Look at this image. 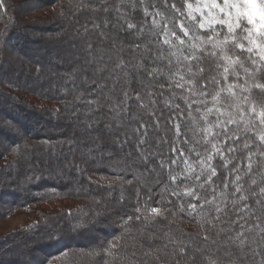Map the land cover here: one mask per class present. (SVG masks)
Listing matches in <instances>:
<instances>
[{
  "label": "trees",
  "instance_id": "1",
  "mask_svg": "<svg viewBox=\"0 0 264 264\" xmlns=\"http://www.w3.org/2000/svg\"><path fill=\"white\" fill-rule=\"evenodd\" d=\"M69 1L72 10L76 11L81 19L79 21H83L85 26L89 22L95 24L90 30L81 34L78 41L80 39L89 41L90 45L85 49L87 51L94 49V46H104L105 50L94 52L95 55L93 53L85 55L86 68H81L68 75L69 79L65 82V86L56 83L49 86L48 80H44L39 86H36L37 84L31 81L33 78L37 80V77L22 73L20 76L12 77L9 81L6 78L3 79L2 72H0V159L2 160V164H0V220L9 218L20 211L32 212L33 209L38 211L34 221L0 236V264H182L181 262L160 263L155 258L159 257V260L170 258L174 252V256L179 257L180 250H185V245L190 244L192 247L194 242L205 241L203 235L197 232L200 227L204 231V235L209 236L206 231L213 226L209 224V221L214 223V221L220 220L232 225L230 232L233 233V237L237 233L243 232L246 239L250 233V237L260 240L264 244V222H260V219L264 218V202L256 203L257 200L264 199V196L259 193V188L264 187V157L259 155L260 152H264V147L260 146V142L256 140L261 126L258 122L252 123L253 118L246 115L245 120L250 121L248 127L252 131L241 134V129H245V123L244 120H240L239 110L233 107L238 102L236 99L222 92L220 102L216 106L221 107V110L225 112V115L219 117L221 121H226L228 114L238 121V124L228 125V128L230 132L241 136V141L233 145L241 150L234 154L225 153L227 162L220 157L213 159L212 165L216 168L217 175L212 177V187L209 188L207 184H204V176H201L200 181H195L194 176L186 177L184 174L188 170L187 164L179 159V150H182L188 164H191L197 173L200 172L199 166L195 163L198 159L196 153L203 154L205 148L210 147L205 144V133L202 129L206 128L208 124L215 125L217 120L215 112L207 117V122L202 118L205 108L213 107V102L211 95L205 98L198 94L201 91L199 76L194 78L193 93H196L195 95L176 88L174 83L177 79L173 76L177 67V57L182 58V55H189L187 47L189 43L200 44V41L194 38L193 33L195 36L207 38V30H197L186 14V4L195 0H166V2L165 0H142V3L140 0H135L134 6L131 4L130 9L123 11L119 10L120 6L102 9L99 4L96 7L97 3H100L99 0ZM84 1L92 10H88L89 13L84 12L88 9H83ZM0 3L2 6L0 7V18L5 24L4 31H6L0 37L1 60L3 45L16 46V51L19 52L26 47L32 48L31 44H33L34 38L28 40L26 36L22 37L21 32H17L16 29H19L17 20L9 17L5 10H2L4 9L2 0ZM44 3L47 7L53 6L54 0H45ZM172 5H175V8ZM145 9L149 13L147 16L144 14ZM102 13L107 16L105 19L113 18L119 21L120 27L126 28L127 23L135 25L134 29H126L122 35L124 42L122 45L125 44L128 47L125 48V52L120 49L121 45L113 43L111 46V32L109 31L111 28L105 26L101 29L102 25L97 22ZM180 22H183L184 26L189 29V37L185 38V46L176 48L158 44V40L163 39L159 33L165 24L169 29L176 31L178 36H182L179 28L173 27L174 24ZM51 29L52 27L49 28V31ZM172 43L177 44L174 37ZM136 45L143 46L144 50L137 49ZM204 47L211 48L210 45H201V48ZM149 48L152 50L151 52L147 51ZM192 52L203 57L200 67L205 69L204 76L208 79L215 78L220 81V87H224L226 82L222 79V68L216 67L217 63L222 62L218 61L216 57L205 56L199 48L193 49ZM172 53H176V55H172ZM154 54L160 57L155 63L152 62L157 57ZM237 54L239 53L237 52ZM217 55L219 56V53ZM78 58L80 59L81 56ZM241 59L244 58L241 57ZM169 60L172 61L171 65H169ZM40 62L45 63L41 60L37 63L40 64ZM141 64L144 66L143 68L137 67ZM125 65L127 67H124ZM52 66L49 63L45 64L49 70L52 69ZM244 66L250 67L247 61ZM53 68L57 67L54 65ZM152 68L161 70L162 74L148 76L145 70L151 71ZM193 71H196L195 63H193ZM237 71L241 74L238 83L246 88H251V85L257 81L264 83V73L257 74L255 80L247 78V82H245L243 71L239 68ZM39 73L40 71H38ZM164 74L172 76V81H168ZM181 74H184L183 71ZM184 75L185 80L190 79L188 75ZM92 77L95 80L102 79L101 85L105 86L103 96L97 95L96 92L89 94V85L84 81L89 82V78ZM114 77L121 80V86L125 80L130 81V87L126 90L134 100L133 110L135 109L131 119L123 117L121 113L116 114L109 110L112 105L119 104L120 88L119 90L114 89L117 95H113V87L110 88L109 85ZM131 80L143 81V84L133 83ZM233 82L234 78L229 75L227 83ZM45 83L47 86L42 87ZM67 83H70L71 87H67ZM151 83L154 87L159 85L160 90L165 93L170 91L180 95L177 101L183 102L191 113L184 116L183 120L176 118V123L180 124L182 136L175 133L172 121L169 122L167 116L164 114L161 116L163 119L161 130L169 139L158 145H161V151L152 158H155L159 163L160 176L142 175L135 169L133 172L137 178L127 180L130 173L122 158L117 156L114 160L106 161L101 164V167H98L99 165L96 166V161L93 159L95 157L91 156L92 153L83 150L82 146L90 142L92 137L86 127L91 120L96 121V127H99L102 122L113 121L115 128L108 129L102 135L98 140L100 141L99 145L102 144V147L107 148L116 146L114 133L128 135L131 143H134L139 138V133H136L134 129L139 128L141 122L145 125L141 120L143 117L148 119V115L141 112V107L136 102L135 89L139 87L142 92H145L143 87ZM187 87L188 85H185V88ZM216 90L215 85L207 89L212 94H215ZM235 91L237 97L249 96L252 101L257 103L262 99L261 93L256 89L244 93L239 88ZM30 94L35 95L42 102L37 104L36 100L28 101L27 98ZM189 94L192 96H188L186 101L181 99ZM69 96H74L75 100L69 104L70 107L65 110L64 114L82 105H89L86 103L89 100L95 101L93 105L97 106V109L95 108L94 112H99L95 114L93 110L83 109L80 112L81 120L79 122L82 129L77 132L73 131L72 134L68 133L72 139L77 137L71 139L70 145L82 148L79 152L77 151L75 157L71 155V151H64L62 146L58 150L57 142H53L54 139L62 135L58 129L60 119L54 117L55 113L60 112V107L55 103L62 102V100L65 102ZM35 97L32 96L31 99H36ZM200 99H207V104L194 102L201 101ZM109 100H111V104H109ZM98 104H100L99 107ZM188 104H191L192 107L188 108ZM241 106L247 113V107ZM197 108L199 111L196 110ZM214 130L221 131L222 129L214 127ZM249 140H253L252 147L243 150L242 142ZM155 141L156 135L151 130V136L146 142L150 151L154 148ZM34 144L40 145L36 146L37 151L39 148H44L48 159L54 157L57 165L50 164L51 160L44 158L41 153L34 156ZM173 148L178 151L173 152ZM249 151L255 153L252 157V171L241 176L239 170L246 169L245 157ZM33 157L39 159L36 165L27 166L24 164L26 159L32 160ZM173 159L177 160L174 165L171 163ZM160 162H163V167L160 166ZM122 163L126 166L127 172L119 171L122 169L120 167ZM222 164L223 167H221ZM80 165L84 170L91 168L95 172L88 171V174H82L81 179L86 183V187L72 185L68 187L65 177L67 178L76 169L80 170ZM133 166L130 164V167ZM234 167H237L235 172H233ZM52 171H55L56 174H53ZM237 175L241 177L238 182L242 187L241 192H235L236 185L233 181ZM170 176H176L177 179L173 181ZM62 179L65 180V183L60 181ZM253 179L257 181L255 185L251 183ZM225 183L228 185L226 188L224 187ZM200 184H204V187L201 188ZM108 189H111L109 195L106 194ZM188 190H194L195 195H186ZM99 192H102L103 196L95 197V194ZM253 192L256 193L255 197L251 195ZM241 195L248 199L240 201ZM84 196L87 199L85 202L81 199ZM73 199H76L75 202L83 201L76 202L75 205L67 208L57 204L61 203V200ZM205 201H212V203ZM233 201H238V203L233 204ZM101 203H104L108 211L107 214H97V205ZM245 203L252 210L249 212L248 209H245V212H248L246 217H244L245 212L240 211L244 208ZM261 203L262 205L257 208ZM192 204L197 206L195 210L190 207ZM217 207L222 211L217 212ZM153 208H158L163 215L153 213ZM59 216L67 217V221L58 223ZM129 216L132 217L131 220H128ZM137 216L140 217L139 220L136 219ZM77 225H81V227H76ZM167 227L173 228L169 235L166 233L163 234L164 237L157 236L162 232L161 229ZM247 227L250 228L248 231L245 230ZM211 232L212 230H209V234ZM236 241L235 245L237 246ZM144 242L150 246L146 251L143 250L142 254L141 247ZM112 245H116V247L112 248ZM222 247L223 245L216 246V253L221 252ZM176 248H178L177 251H174ZM148 250L149 252H147ZM216 255H221V253ZM77 257L84 262H75ZM142 257L146 258L145 262H141ZM85 258L88 259V262H85ZM253 259V262L247 264H262L257 262L256 256ZM91 260L92 262H89ZM215 264L219 263L215 262ZM220 264H224V262Z\"/></svg>",
  "mask_w": 264,
  "mask_h": 264
},
{
  "label": "rangeland",
  "instance_id": "2",
  "mask_svg": "<svg viewBox=\"0 0 264 264\" xmlns=\"http://www.w3.org/2000/svg\"><path fill=\"white\" fill-rule=\"evenodd\" d=\"M1 1V0H0ZM45 0L37 1V0H2V4L5 10L6 14L9 15V17L14 18L17 20L19 29H16L17 32H21L22 37H27L29 40L30 38H34L33 44H31L33 47L24 48L23 51H16V46H11L10 44L3 45L1 47V54H3V58L0 60V72H2L3 79L6 78L7 80H11L12 77L20 76L21 73L24 75H30L31 77H37L36 79H32V83L37 84L36 86H39V84L44 81L48 80L49 86L56 84H61L65 86V82L69 79L68 75L72 74L73 72L80 70L81 68H86V61H85V55H89V53H97L101 49H104L106 47L104 46H98L94 49H90V51L85 50L86 47H89L90 43L89 41H86L85 39H80L78 41V38L81 34L84 32H87V30H90L92 27H94V23H88L87 26L84 25L83 21L78 17V14H76V11H73L71 8V5L69 4V0H54L53 6H46L44 3ZM100 3H97L96 7L100 4L102 9H110L115 8L117 6H120V11L130 9L132 1H126V0H99ZM200 5L202 6L205 0H199ZM188 4H192L193 8L197 6V0L194 2H189L186 4V14L188 16L189 9L187 7ZM70 5V6H69ZM83 9H86L84 12L89 13L88 10L92 11L90 6L87 5V2L84 1L82 3ZM0 7L1 3H0ZM90 8V9H89ZM193 15L197 17V20L200 19L199 14L196 12H193ZM107 16L102 13V16L99 17L100 19H97V22L100 23L101 29L105 26H109L111 29L109 30L111 33V46L113 43L115 45L120 46L122 51H126L125 48H128L127 45L123 44V33L126 32V28L120 27L119 21L113 19V18H107ZM6 22V20H5ZM5 24L2 22L0 18V37L5 33L4 31ZM52 27L51 31H49V28ZM16 28V27H15ZM105 29V28H104ZM207 30V29H206ZM139 37V34L137 38ZM31 40V41H33ZM124 43V42H123ZM75 45V47H74ZM100 47V48H99ZM141 48L137 49H143V46H140ZM138 51V50H137ZM81 56L79 59L78 57ZM156 57L157 55L154 54ZM78 58V59H77ZM39 60L44 61L45 63L38 64ZM51 64L55 65L57 68L54 69L52 66V69L49 70L47 67H45V64ZM102 65V63H100ZM96 70V69H95ZM38 71L40 73L38 74ZM97 72V71H96ZM241 75V74H240ZM56 76V77H55ZM94 76V73H93ZM90 81L88 82L89 90L90 92H96L97 90L95 88V85L92 84V81L95 80V78H89ZM98 84H102V79L97 78L95 80ZM133 83H140L138 80H131ZM116 84L117 87L115 90H119L121 86V80L118 78H112V80L109 82L110 88L113 86V84ZM35 86V85H34ZM47 86V83L43 85L42 87ZM53 87V86H52ZM67 87H71L70 83H67ZM158 87V88H157ZM157 87L153 86V83L146 85L143 87L146 94H143V103L146 105V107H141V112L148 115V119L146 117H143L141 119L145 125H146V134H139V138L134 141V143H131V139L128 135L124 136L122 134L114 133L116 146L114 147H102L98 148L96 147L97 144H99L100 141H98L105 132H107L108 129H111L112 127L115 128V122L113 121H107L102 122L99 127H96L95 122L91 120L89 124H87L86 129L87 132H90L92 135L91 141L84 144L82 146L83 150L88 153H92L91 156L95 157V164L99 165L98 167H101V164L105 163L106 161L114 160L115 157L122 158L126 166H128L129 175L127 177V180L134 178L136 179L137 176L135 174V169L137 173H141L142 175H153L154 177L160 176V171L158 169L159 163L157 160L152 159L153 157H156V153L158 154L161 151L160 146H158L160 143H165L169 138L165 133H163L162 129V115L164 114L167 116V119L169 116H175V118H178L180 120H183L184 116H188L191 111H189L186 108V105L183 104L181 101H177L178 96L177 93H171L170 91L165 93L160 90V86L157 85ZM163 93L160 95V93ZM148 93H153V96L151 98L148 97ZM174 94V95H173ZM98 95V94H97ZM20 96V95H19ZM35 95H31L27 98L28 101L36 100L37 104H40L42 101L39 100V98L35 97L36 99H31V97ZM191 97L192 95L189 94L187 97ZM165 99L168 101H171V104L179 105V111L182 113V115H176L177 110L173 107L166 106L165 105ZM75 97L69 96L67 99L62 100V102L57 101V105L60 107V112L55 113L54 117L59 118V131L62 132L61 137H57L53 140V142H57V148L58 150L63 147L64 151H71L72 156H76L77 151L82 150V148H77V146H72L70 143H72L73 139H76L77 137H70V134L73 133V131H78L82 129L81 124L79 123L81 120L80 112L87 108L90 110H96L97 106L95 105H82L81 107H77L76 109L68 112L67 114H64L65 110L69 109V104L74 102ZM155 101L153 103L152 101ZM202 100V99H200ZM45 103V102H44ZM133 103L134 100L132 97L129 98L127 103V109L128 111L125 113L121 111V115L127 119H131L133 117ZM100 104H98L99 107ZM36 106V105H34ZM96 108V109H95ZM95 114H98L99 112H94ZM64 114V115H63ZM140 120V122H141ZM156 121H159V126H156ZM170 122L171 120L168 119ZM17 125V124H16ZM88 125H92V127H89ZM110 126V127H109ZM141 126V123L138 127ZM151 130L154 131L156 135V141L154 144V148L148 149L147 143L148 137L151 136ZM116 132V131H114ZM68 134V135H67ZM241 134H246L245 129H241ZM72 139V140H71ZM143 140L144 143L140 144V141ZM96 142V143H94ZM248 142L253 143V140H249ZM35 150L33 151L34 156H37V153H41L44 158L48 159V155H46V152H44V148L37 151L36 148L40 145L34 144ZM37 146V147H36ZM111 154V155H109ZM148 157L147 164L145 163L143 157ZM38 157H33L32 160L26 159L24 161V164L27 166L36 165V162ZM68 159V158H67ZM50 164L57 165L56 159L52 157ZM70 162V157H69ZM33 162V163H32ZM68 162V163H69ZM98 162V163H97ZM0 164H2V160L0 159ZM130 164H133V167H130ZM26 166V167H27ZM126 166L122 163L120 167L122 168L119 171L127 172ZM11 168V167H10ZM44 168V167H43ZM80 170H75L71 172L66 179V183L72 186H78V187H86V183L81 179L82 174H88L90 172H93L91 168H88L84 170L82 165L79 167ZM188 169V167H187ZM82 171V172H81ZM264 171V168H263ZM50 172V171H49ZM62 172V171H61ZM95 172V171H94ZM54 174L55 171H52ZM249 172H247L246 169H240L239 174L247 175ZM56 174V173H55ZM91 174V173H90ZM259 175V173H256ZM257 175V176H258ZM65 176V175H64ZM136 177V178H135ZM256 178V176H255ZM61 182H64L65 180H60ZM65 183V182H64ZM63 183V184H64ZM139 184H141L139 182ZM142 186V185H141ZM142 188V187H141ZM108 191V193H107ZM106 191V194H110L111 189H108ZM95 194V193H94ZM103 196L102 192L96 193L95 197ZM81 199L87 200L84 197H81ZM73 200H61V203H57L60 206L63 207H69L72 205H75L76 202H82L83 200H77L76 202ZM260 202H264V199H260ZM56 203V202H55ZM260 205L257 206V208ZM58 206V208H60ZM98 206V213L99 215L107 214L108 211L104 206V203H101ZM247 212V211H246ZM38 214L37 210H34L32 212H18L9 218L0 220V236L16 229L17 227H20L25 224H29L30 222L35 220L36 215ZM248 215V212H247ZM247 215L244 214V217ZM257 217V216H256ZM59 221H65L67 217L59 216ZM258 220V219H257ZM67 221V220H66ZM65 221V222H66ZM260 222H264V218L260 219ZM255 223V222H254ZM213 226L209 230H212V232L209 234V230L206 231V233L210 236L209 240H205L202 243L194 242L193 246L191 245H185V251L188 252V256L182 257L181 255L179 257H175L174 253H172L170 258L160 259L157 262H181L191 264L190 257L195 255L197 258V261L200 264H209V261H214L217 263L224 262V264H233L236 262V264H247L248 262H253V258L256 256L258 259L257 262H264V244L261 243L260 240H255L253 237L249 236L245 239L244 236L240 237V239H245V244L243 247L239 246V241L237 240V246L235 245V241L229 239L230 237H233V233H231V224L224 223L222 220L220 221H214L211 222ZM250 228H245L246 231H248ZM173 228H166L161 229V233L157 236H163L166 233L168 235L169 232H172ZM199 234L204 236V231L201 229L197 230ZM94 233V232H90ZM150 233V232H149ZM95 234V233H94ZM152 236V235H151ZM167 236V235H166ZM164 237V236H163ZM214 242V243H213ZM223 245V249L221 252V255H216L219 253H216V246L221 247ZM246 245V246H245ZM150 245L146 242L141 247V253L143 254L146 249H148ZM163 246V245H162ZM178 248H176L174 251H177ZM196 250H200L197 252ZM149 252V250L147 251ZM226 253H231V257L227 256ZM80 254V253H79ZM223 256V258H221ZM83 258V257H82ZM146 258H141V262H145ZM75 262H84L83 260H80L79 257L75 258ZM85 262H88V259L85 258ZM89 262H92L89 261ZM198 263V264H199Z\"/></svg>",
  "mask_w": 264,
  "mask_h": 264
},
{
  "label": "snow or ice",
  "instance_id": "3",
  "mask_svg": "<svg viewBox=\"0 0 264 264\" xmlns=\"http://www.w3.org/2000/svg\"><path fill=\"white\" fill-rule=\"evenodd\" d=\"M140 2L142 3V0H140ZM132 3L134 6L135 0H132ZM172 7L175 8V5H172ZM187 7L189 9L188 17L193 22L194 27L197 30L207 29V38L205 39L203 36H195V34L193 33L194 38L196 40H199L200 44L189 43L187 45L189 55H182V58L177 57V67L176 71L173 73V76L177 77V79L174 81L175 87L189 93H193V88L195 87L194 78L199 76L201 91L198 94L205 98L211 95V99L213 102V107L205 108L202 118L205 120V122H207V117L215 112L217 115V120L215 125L208 124L206 128L202 129V131L205 133V144L210 145V147H206L203 154L199 152L196 153L198 159L195 163L199 166L200 172L197 173L195 171V168L191 164H188L187 158L183 155L182 150H179V159L187 164L188 170L184 174L186 177L194 176L195 181H200L201 176H204V184H207L208 187L211 188L212 177L217 175L216 168L212 165L213 159L215 157H220L222 160L227 162L225 153L234 154L238 150H241L240 148L233 146L241 141V136L237 135L235 132H230L228 128V125L238 124V121L231 114H228V119L226 121H221L219 119L220 116L225 115V112L221 110V107L216 106L220 102V95L222 92L238 101L235 105H233V107L239 110L240 120H244L245 123V131H252V129L248 127L250 121L245 120L246 115L253 118V120L251 121L252 123H259V125L261 126V130L257 133L256 140L260 142V146L264 147V83L257 81L251 85V88H246L244 87V85L238 83V81L241 79V75L240 72L237 71L238 68L243 71L245 82H247V78H252L253 80H255L257 74L264 73V0H205L202 6L200 5L199 0H197V6L195 8H193L192 4H188ZM177 11H179V9H177ZM193 12L199 14V20H197V17L195 15H193ZM144 14L146 16L149 15L146 9L144 10ZM153 22L155 23V21ZM173 27L179 28L182 36H178L176 31L169 29L167 24H165L159 33V36H162L163 39L158 40V44L168 45L169 47L183 48L186 44L185 38L189 37V29L184 26L183 22L174 24ZM134 28V24H126L127 30H131ZM173 37L177 41V44L172 43ZM201 45H210L211 48H201ZM139 47V45H136V48ZM196 48H199L205 56L216 57L218 61L222 62L217 63L216 67L222 68V79L226 82L224 87H220V81L216 80L215 78L208 79L206 76H204L205 69L203 67H200V61L203 59V57L197 56L192 52V50ZM147 51L151 52L152 50L149 48L147 49ZM237 52L239 54H237ZM218 53L219 56L217 55ZM172 55H176V53H172ZM241 57H243L244 59L242 60ZM159 59L160 57L157 56L152 62L155 63ZM245 61H247L250 67L244 66ZM193 63H195L196 65L195 72L193 71ZM171 64L172 61L169 60V65ZM124 67H127V65H125ZM137 67L143 68L144 66L141 64ZM145 71L148 76H160L162 74L161 70H158L157 68H152L151 71ZM181 71H183L184 74L188 75L190 79L185 80V75L181 74ZM164 75L168 81H172V76H167V74ZM229 75L234 78L233 83H227ZM84 83L87 84L88 81L85 80ZM140 83L143 84V81H141ZM92 84L95 85V88L97 90L96 94L103 96V88L105 86L98 84L95 80L92 81ZM185 85H188V87L185 88ZM213 85H215L217 89L215 91V94L207 91V89ZM112 87L113 95H117V93L114 91L117 85L114 83ZM129 87L130 81L125 80L124 84L120 86V91L118 94L119 104L112 105L109 109L110 111L115 112L116 114H119L121 111L125 113L128 111L127 103L130 95L126 89ZM169 87H171V84H169ZM161 88H163V85H161ZM237 88H239L242 93L250 92L251 89H256L261 93L262 99L259 103H257L252 101L249 96H243L242 98L237 97L235 91ZM135 93L137 104L142 108L146 107V105L143 103L142 90L138 87L137 89H135ZM89 94L91 95L92 93L89 92ZM162 94L163 93L161 92L160 95ZM193 94L195 95L196 93ZM147 95L149 98H151L153 96V93H148ZM181 99L186 101L187 96H183L181 97ZM152 102L155 103L154 100ZM194 102L207 104V99ZM86 103L89 105H93L95 104V101L89 100L86 101ZM111 103V100H109V104ZM165 105H170L171 107L175 108L177 110L176 115H182V113L179 111V105L171 104V101H168L167 99H165ZM241 105L247 107V113H245L244 107H242ZM187 107L191 108L192 105L188 104ZM196 110L199 111V108H197ZM168 119L172 121V128L175 130V133L182 136L183 134L180 133V124L176 123L175 116H169ZM88 126L92 127V125ZM156 126H159V121H156ZM214 127L221 128L222 130L215 131ZM134 131L139 134H146L147 129L141 122V126L134 129ZM143 143L144 141L141 140L140 144ZM96 147L99 148L100 145L97 144ZM251 147L252 143L248 141L242 142L243 150H248ZM172 151L177 152L178 149L173 148ZM254 155L255 153L249 151L248 155L245 157V160L247 161L246 170L249 173L252 171V157ZM259 155L261 157H264V152H260ZM143 159L147 164L148 157L144 156ZM171 163L174 165L177 163V160L173 159ZM160 166H164L163 162H160ZM221 167H223V164L221 165ZM235 171H237V167L233 168V172ZM170 179L175 181L177 177L170 176ZM240 179L241 177L239 175L235 176V179L233 181V183L236 185L235 192L242 191V187L238 183ZM251 183L255 185L257 181L253 179ZM204 184H200V187L203 188ZM224 187H228L227 183L224 184ZM259 193L261 196H264V187L259 188ZM185 194L192 196L195 195V192L194 190H188ZM251 195L255 197L256 193L253 192ZM247 199L248 198L246 196H240V201H246ZM205 202L212 203V201ZM236 203H238V201H233V204ZM256 203L259 204L260 201L257 200ZM190 207L195 210L197 206L195 204H192L190 205ZM245 209H248L249 212L252 211L247 203H245L244 208L240 209V211L245 212ZM216 211L220 212L222 211V209L217 207ZM152 212L158 215H163V213H161L158 208H153ZM245 215H247V212H245ZM131 219L132 217L129 216L128 220ZM136 219L139 220L140 217L137 216ZM125 223H127V221H125ZM233 223H235V221H233ZM209 224H211V221H209ZM76 227H81V225H77ZM241 227L243 226L241 225ZM241 236H243V232L237 233L235 237H230L229 239L233 241L239 240V246L243 247V245L245 244V240L240 239ZM203 239L208 240L209 236L204 235ZM115 247L116 245H112V248ZM196 251L199 252L200 250ZM180 255L182 257L188 256V252H186L184 249H181ZM226 255L231 257V253H226ZM155 259L159 261V257H156ZM190 259L191 264H198L195 255L191 256ZM209 264H215V262L209 261ZM262 264H264V262H262Z\"/></svg>",
  "mask_w": 264,
  "mask_h": 264
}]
</instances>
